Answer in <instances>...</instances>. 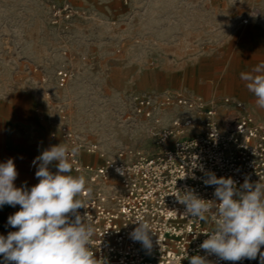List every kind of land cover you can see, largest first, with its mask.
I'll return each instance as SVG.
<instances>
[{
  "label": "rangeland",
  "instance_id": "rangeland-1",
  "mask_svg": "<svg viewBox=\"0 0 264 264\" xmlns=\"http://www.w3.org/2000/svg\"><path fill=\"white\" fill-rule=\"evenodd\" d=\"M53 5L76 14L58 19ZM252 26L264 27V0H0V128L23 106L28 127L36 120L42 131L43 151L67 146L58 134L61 115L79 137L109 153L147 151L152 122L135 117L131 101L165 93L231 98L264 122V109L240 77L264 64ZM64 69L70 78L60 87ZM179 113L158 110L157 128ZM201 124L198 118L196 128Z\"/></svg>",
  "mask_w": 264,
  "mask_h": 264
},
{
  "label": "built area",
  "instance_id": "built-area-1",
  "mask_svg": "<svg viewBox=\"0 0 264 264\" xmlns=\"http://www.w3.org/2000/svg\"><path fill=\"white\" fill-rule=\"evenodd\" d=\"M52 8L54 16L66 22L76 14L69 5ZM69 78L67 70H60L59 86L64 87ZM131 102L135 117L152 122L149 126L155 138L147 151L124 147L109 153L98 143L79 137L61 115L58 134L69 149L72 171L84 175L86 187L91 188L90 195L79 197L86 208L77 211L82 217L87 214V222L95 228L94 257L106 264H190L189 258L195 255L210 264H261L259 253L256 259L234 262L201 249L200 244L208 238L204 232L215 227L211 219L215 202L207 214L209 221L201 222L184 217L185 205L175 195L193 191L204 200L216 201L217 186L204 183L209 174L232 178L238 190L245 179L264 184V122L231 98L217 102L165 93L161 97L134 96ZM169 108L180 113L168 126L157 128V111ZM221 108L225 111L222 116ZM198 118L202 124L197 129ZM73 147L79 149L75 156ZM83 154L97 157L101 164L85 162ZM135 219L151 224L155 232L150 234L151 249L131 238L130 233L138 227ZM260 252L264 253V246Z\"/></svg>",
  "mask_w": 264,
  "mask_h": 264
},
{
  "label": "clouds",
  "instance_id": "clouds-1",
  "mask_svg": "<svg viewBox=\"0 0 264 264\" xmlns=\"http://www.w3.org/2000/svg\"><path fill=\"white\" fill-rule=\"evenodd\" d=\"M240 77L256 97L257 106L264 109V64L257 65L252 73L242 72ZM78 152V148L71 149L73 156ZM54 161L58 162L55 173L49 170ZM37 162L35 176L39 182L30 190L14 185L18 172L12 158L0 163V207L20 206L19 211L8 217V225L18 230L6 237L0 235L4 264H106L94 257L95 228L87 222L88 215L82 217L77 211L86 208L79 197L90 195L91 188L86 187L84 175L70 174L73 169L69 149L62 143L52 146L32 163L35 166ZM204 183L217 186L214 196L218 203L204 200L193 191L175 195L185 205L184 217L191 216L201 222L209 221L207 214L213 211L212 202H215L211 217L214 230L204 232L208 238L199 247L208 254L234 262L256 259L259 253L264 264V253L260 252L264 246V184L245 179L242 190H238L232 178H217L215 174H209ZM133 222L138 227L130 233L131 238L151 249L150 234H155L151 224L143 219ZM189 260L190 264H210L200 255Z\"/></svg>",
  "mask_w": 264,
  "mask_h": 264
},
{
  "label": "crops",
  "instance_id": "crops-1",
  "mask_svg": "<svg viewBox=\"0 0 264 264\" xmlns=\"http://www.w3.org/2000/svg\"><path fill=\"white\" fill-rule=\"evenodd\" d=\"M248 32L257 34L258 38L262 39L264 48V27L252 26ZM23 109V106H18L15 112L13 110L9 113V117L4 119L8 127L0 128V163L6 162L9 158L13 159L18 172L17 179L14 181L17 188H20L22 184L33 186L38 183L35 173L39 162L35 166L32 162L43 152L42 131L37 128L36 120L34 128L28 127L26 114L21 112ZM84 161L101 164V160L97 157L89 156ZM19 210V205L13 207L6 204L0 207V235L6 237L9 232L16 231V228L8 225V217ZM0 264H4L2 255H0Z\"/></svg>",
  "mask_w": 264,
  "mask_h": 264
}]
</instances>
